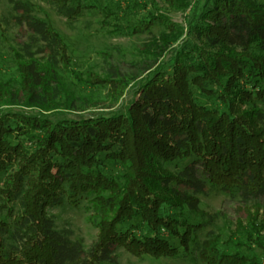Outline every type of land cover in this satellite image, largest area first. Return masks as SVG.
<instances>
[{
  "label": "trees",
  "instance_id": "1",
  "mask_svg": "<svg viewBox=\"0 0 264 264\" xmlns=\"http://www.w3.org/2000/svg\"><path fill=\"white\" fill-rule=\"evenodd\" d=\"M40 1L70 24L98 9L87 0ZM161 1L187 12L197 0ZM8 2L12 23L30 30L31 48L13 51L17 78L0 77V108L37 115L0 111V264H119V248L137 258L189 255L204 225L190 223L186 214L212 218L200 209L208 186L239 192L245 218L227 240L212 234L197 249L201 263L264 264V3L206 0L186 39V29L163 13L158 0H119L118 13L101 10L110 35L163 31L140 45L130 72L104 53L107 72L100 77L73 68L63 38L37 17V4ZM122 11L127 17L117 15ZM138 11L147 15L132 25L128 14ZM167 57L171 72L158 67ZM146 72L125 114L46 116L101 103L78 96L64 74L80 86L107 88L101 105L112 109ZM195 93L219 107H204ZM106 161L120 166L117 175L105 172ZM184 162L179 171L165 167ZM83 202L98 230L89 251L70 229H58L54 216L36 218L45 205L79 208Z\"/></svg>",
  "mask_w": 264,
  "mask_h": 264
},
{
  "label": "rangeland",
  "instance_id": "2",
  "mask_svg": "<svg viewBox=\"0 0 264 264\" xmlns=\"http://www.w3.org/2000/svg\"><path fill=\"white\" fill-rule=\"evenodd\" d=\"M24 1L34 2L40 7L41 12L36 14L37 17L47 19L52 23L53 27L63 38L64 43L68 47L73 68L83 74L92 72L103 77L107 72L105 58L103 56L104 53L113 55L114 60L119 63L123 71L130 72L134 70L135 67L133 64L139 60L136 56V50L143 42L154 35L158 36L163 31V29L158 26L151 31V34L138 36L110 35L107 30L103 29L102 22L104 20V14L101 10L105 7H110L114 12L118 13L119 10L117 9L116 4L119 0H87L88 4L96 5L98 9L84 12L77 23L74 24H70L67 19L57 15L49 5L40 0ZM158 2L163 13L170 17L172 21L182 25L186 29V39L190 34L189 24L202 12L206 4V0H197L193 8L189 9L187 12H176L167 8L161 0H158ZM261 2L264 3V0H261ZM13 14V10L8 0H0V77L3 82H13L17 78L13 51L15 49L28 51L31 48L30 30L27 27L20 28L12 23L11 16ZM117 15L120 17L125 16L123 11ZM146 15L147 11H138L136 13L128 14V19H130L132 25H135ZM2 29L6 31L5 37L2 35ZM170 59L171 57H167L158 67L164 65L167 67V70L171 72L169 65H166ZM148 74L149 72H146L145 76L142 77L139 82L132 84L124 97L112 109H106L101 105L106 102L107 88L99 87L91 89L85 86H80L76 84L70 76L64 74L63 76L66 78L69 86L78 96H92L95 100H98L101 103L99 106L90 107L82 112H60L48 114L46 116L51 118L84 120L99 116H111L118 113L125 114L138 87ZM194 97L199 104L206 108L216 109L219 107V104L215 99L206 98L199 93H195ZM0 111L15 114H23L26 112V115L28 116L37 115L28 113V111L23 108H0ZM11 142L13 145H16L19 143V139L11 137ZM185 164L186 162L174 163L171 165H165V167L171 171H179ZM13 169L15 170V168ZM120 170L119 165L106 161L105 172L110 176L117 175ZM1 186L2 183H0V187ZM3 198L5 199V202L9 199V197ZM199 200L201 211L209 214L212 218L201 221L190 213L186 214V218L190 223L204 225L203 231L198 235L197 241L199 242V245L193 247L191 254H183L179 258H137L126 252L124 249L119 248L116 251L119 264H202L198 258L199 253L197 249L206 243L212 234L221 235L223 240H227L235 231L236 223L239 220H244L245 211L243 210L244 205L242 203V198L237 191L228 193L208 186L207 194L199 196ZM10 206L17 209L18 203L15 202L14 204L13 202ZM45 214L55 217V224L58 229H70L75 237L83 239L87 251L92 248L97 239L98 230L90 222L91 211L87 202H83L79 208H73L67 203L58 208H49L45 205L36 218L40 219L41 216ZM6 215L7 214L3 217H6ZM129 226L130 223L127 222L122 226V229H128ZM171 242L173 245L178 246L177 240H171ZM254 251L260 258H263V253L260 249L254 247Z\"/></svg>",
  "mask_w": 264,
  "mask_h": 264
}]
</instances>
